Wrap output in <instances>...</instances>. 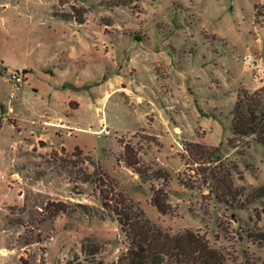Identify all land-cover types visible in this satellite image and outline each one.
<instances>
[{
  "label": "rangeland",
  "instance_id": "obj_1",
  "mask_svg": "<svg viewBox=\"0 0 264 264\" xmlns=\"http://www.w3.org/2000/svg\"><path fill=\"white\" fill-rule=\"evenodd\" d=\"M263 83L264 0H0V264H165L132 258L99 167L161 229L264 264V145L231 128L237 94ZM121 139L169 172L170 212L150 201L163 179L118 160ZM186 141L237 166L236 199L181 183Z\"/></svg>",
  "mask_w": 264,
  "mask_h": 264
},
{
  "label": "trees",
  "instance_id": "obj_2",
  "mask_svg": "<svg viewBox=\"0 0 264 264\" xmlns=\"http://www.w3.org/2000/svg\"><path fill=\"white\" fill-rule=\"evenodd\" d=\"M231 128L235 136H250L264 145V83L252 92L242 89L237 94L232 109ZM120 141L123 151L119 161H123L142 179H163L162 185H151L150 201L161 213L170 212L173 206L168 201L165 188L169 172L162 167L152 169L141 160L132 142ZM75 148L79 154L82 153L78 145ZM181 158L192 173L189 179L179 177L185 186L201 181L218 201H232L241 193L232 179L233 170H237V166L226 161L218 146L186 141ZM96 184L103 206L115 214L130 241L132 258H159L164 259L165 264H225V254L211 244L205 233L190 228L172 233L154 224L141 208L134 206L130 197L116 188L113 178L101 167L97 172ZM67 207L61 200H50L46 204V209L53 213L66 211Z\"/></svg>",
  "mask_w": 264,
  "mask_h": 264
},
{
  "label": "built area",
  "instance_id": "obj_3",
  "mask_svg": "<svg viewBox=\"0 0 264 264\" xmlns=\"http://www.w3.org/2000/svg\"><path fill=\"white\" fill-rule=\"evenodd\" d=\"M9 79L14 82V84L21 83L24 80V74L22 72L12 71L9 74ZM13 94V93H12Z\"/></svg>",
  "mask_w": 264,
  "mask_h": 264
},
{
  "label": "crops",
  "instance_id": "obj_4",
  "mask_svg": "<svg viewBox=\"0 0 264 264\" xmlns=\"http://www.w3.org/2000/svg\"><path fill=\"white\" fill-rule=\"evenodd\" d=\"M1 63L5 66L6 65V63L4 62V60H1ZM21 65V64H20ZM20 65H19V67H20Z\"/></svg>",
  "mask_w": 264,
  "mask_h": 264
},
{
  "label": "water",
  "instance_id": "obj_5",
  "mask_svg": "<svg viewBox=\"0 0 264 264\" xmlns=\"http://www.w3.org/2000/svg\"><path fill=\"white\" fill-rule=\"evenodd\" d=\"M23 71H25V69H23Z\"/></svg>",
  "mask_w": 264,
  "mask_h": 264
}]
</instances>
